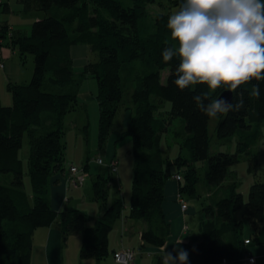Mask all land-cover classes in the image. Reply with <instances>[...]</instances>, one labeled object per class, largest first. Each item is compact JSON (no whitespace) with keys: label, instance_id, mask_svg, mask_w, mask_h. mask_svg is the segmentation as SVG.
Listing matches in <instances>:
<instances>
[{"label":"trees","instance_id":"1","mask_svg":"<svg viewBox=\"0 0 264 264\" xmlns=\"http://www.w3.org/2000/svg\"><path fill=\"white\" fill-rule=\"evenodd\" d=\"M19 1L25 11L43 16L36 15L30 33L23 36L15 30L8 37L6 22L0 24V46L17 48L20 56L32 55L34 64L28 83L15 85L9 80L11 103L5 105L0 99V264H31L34 232L55 222L64 236L81 233V260L99 261L109 255L108 234L124 216L121 198L105 207L110 175L100 174L92 184L93 198L104 208L93 226L87 227L88 215L67 206L66 202L57 210L48 201L50 186L58 185L65 172L62 122L65 112L77 104V97L73 92H48L42 87L45 82L63 87L73 82L79 84L86 74L93 75L97 81L100 146H104L110 135L121 105L129 104L126 109L130 107L132 115L120 136V139L131 138L135 156L127 218L143 220L147 227L141 233L142 243L161 248L170 233V224L162 209L166 181L178 174L181 166H187L182 181L178 182L181 184L178 193L187 191L192 198L199 181L193 162L203 161L208 185L219 187L229 168L239 161L238 154H209L208 125L212 118L204 115L193 101V96L207 92V87L196 85L180 91L173 83L179 59L167 63L162 60L161 53L166 46L178 47L167 28L170 13H157L147 24L149 21L142 23L148 16L147 8L157 0H131L128 8L117 0ZM170 1L178 8L182 3V0ZM54 9L62 12L53 14ZM9 11L7 3H0V12ZM76 45L88 46L98 58L88 62L78 75L80 79L75 81L71 48ZM137 61L143 63V68L134 77L129 73L123 79L122 67L133 66ZM255 84L260 87L259 99L249 96ZM223 91L209 92V99L217 98ZM238 92L243 93L245 108L216 117L219 120L214 129L217 140L264 122V81L253 80ZM165 101L170 103L168 111L160 110ZM43 112L52 114L51 119H43ZM176 119L183 123L182 129L176 126ZM170 132L180 148L189 152V157L179 154L173 164L164 161L159 147L161 137ZM25 133L30 147L27 168L30 193L24 189L19 158ZM172 165L178 170H171ZM235 189V185L229 186L225 197L201 208L200 238L191 237L179 245L189 254L188 264H241L247 254L255 256L253 246L245 248L244 221L238 213L244 209L243 215L250 221L264 223V183L250 187L246 202ZM187 210H190L188 205ZM155 264H162L161 255L156 256Z\"/></svg>","mask_w":264,"mask_h":264},{"label":"rangeland","instance_id":"2","mask_svg":"<svg viewBox=\"0 0 264 264\" xmlns=\"http://www.w3.org/2000/svg\"><path fill=\"white\" fill-rule=\"evenodd\" d=\"M117 1H119L126 8L130 7L132 4L131 0ZM262 2H264V0H262ZM10 9L11 11L6 13L0 12V24L2 22H6L5 25L8 28V37L14 34L15 30L17 33L20 31V35L22 36L29 34L31 25L37 18L36 15H38V17L43 16L42 13L39 14L33 11H25L23 4L19 0H10ZM178 9V7H174V4L170 0H157L156 3L148 6V16L142 20V23H147L149 21L147 24H150L154 15L157 13L172 14ZM60 12H62V10L54 9L52 13L58 14ZM82 46L84 45H76L74 50V60H72L74 64L79 63L81 60L83 53L80 50L77 51V49H82L80 48ZM5 47L7 46H1L2 49ZM8 52L11 56H9V58L4 57L3 61H0V99L5 105L10 104L12 101V95L7 86L9 80L15 85L26 84L31 80L34 68L32 55L24 54L20 56L17 48L12 50L10 47ZM95 53L96 52L90 50L89 48V52L86 56L87 62L97 61L98 57ZM11 63L20 70L19 82L17 81V78L7 72V66ZM142 68L143 63L139 61L135 62L133 66H123L121 69L123 79H126L129 76V73H131L132 77H134ZM82 69L83 67H79L78 65L74 67V72L76 73L75 81L80 79L78 75L83 72ZM166 74L167 71H165V76H163V78L166 77ZM164 80L165 79H163V81ZM42 88L45 91L55 93L73 92L77 97V104L65 112L62 122V129L65 134L64 141L66 145L65 157L67 160V163L64 165V171H69V167H71L70 165H73V167H76L78 170L87 171L88 176L84 184L80 187L75 186L70 181L67 182V185L71 189L68 193L71 200H69V202L66 200V205L74 207L88 215L89 220L86 224L89 226L87 227L93 226L96 219H100L104 212V208H102L101 203L97 202L93 198L92 192L93 182L100 174H102L105 177L108 175L111 176L110 188L108 191L109 194L105 207H110L116 198H121L124 205L123 211H129V199H131L135 156L133 153V143L131 138L127 137L125 139H119L120 133L125 130L122 126L126 124L127 121L128 110L126 108L129 104L124 102L121 105L114 119V124L110 133L111 136L107 138L104 146H100L98 136V88L97 81L94 76L86 74L84 80L80 81L79 84L73 82L72 85L64 87L57 85L50 86L47 82H45ZM160 110H170V103L166 101L163 102ZM41 116L45 120H50L52 114L43 112ZM218 121V118H212L208 125L210 136L209 154L213 155L218 152L238 154L239 161L229 168L224 182L219 187L208 185L205 179L206 168L203 161L193 162L199 178V181L196 184L195 196L190 198L187 191L181 193L188 205V209L190 210L188 213L181 214L178 218L172 219V221L169 217H166V221L170 223V233L169 237H167L168 242L170 241L171 233L174 234L176 231L178 234H180L181 231L185 233V238H189L190 236H201L199 230V222L201 221L200 219L202 216L201 208L209 203L216 202L219 198L225 197L229 186L235 185L236 192L240 193L246 202L249 196L250 187L255 183H264V122L257 124V127L255 128L250 127L238 130L234 135L221 141L217 140L214 134V129ZM174 122H176L175 124L177 127L180 129L183 128V123L180 119H176ZM42 128H45V126H42ZM159 147L162 150L165 162L173 164L178 159L179 154H182L184 157H189V152L180 148L179 142H176L173 138L172 132H170V134L166 133L161 137ZM113 151L115 152L114 155ZM29 152L30 147L28 135L25 133L22 147L19 151V158L22 160L24 189L27 193L31 192L30 180L27 174ZM112 157L114 160L113 162H117L115 172H113L109 166ZM98 159L102 160V164H98ZM187 168V166H181L179 168L180 172L178 171L176 172L178 174L174 175H180L183 177V172H186ZM176 169L177 167L174 165L171 166V170L175 171ZM180 185L181 184H179V186ZM174 203L178 205L176 201ZM243 210L244 209H241L238 213V217L242 218L244 221L242 237L244 238L245 248H251L253 246L255 249H253L255 254L254 264H263L264 223L250 221L243 215ZM179 219L181 221L178 222ZM128 221H133V223H143L141 220L134 219H129ZM124 224V217L116 221L108 234V243L110 242L112 246L114 245L118 248V252L123 251L121 246H128V249L134 250L137 257H134L132 264H155L157 255L154 256V247L152 248V246L146 245L147 249L150 251L147 253L143 250L139 251L141 246L138 229L135 230L136 232H131V229H129L128 233L124 234L125 237L122 239L123 234H121V230L124 228ZM123 230H127V226ZM251 235L252 240L249 241ZM110 248L109 255L105 259L99 261L95 260L97 264H114V255L117 251L113 254L112 247ZM125 250H127V248ZM241 264L247 263L241 261Z\"/></svg>","mask_w":264,"mask_h":264},{"label":"clouds","instance_id":"3","mask_svg":"<svg viewBox=\"0 0 264 264\" xmlns=\"http://www.w3.org/2000/svg\"><path fill=\"white\" fill-rule=\"evenodd\" d=\"M167 28L178 47L166 46L161 55L165 63L179 59L173 80L177 89L206 86L208 91L194 95L193 101L209 118L244 109L238 89L253 80L264 81V2L182 0L168 17ZM219 89L234 93L233 101L223 93L209 99V92ZM260 95L259 84L253 85L249 96L259 99ZM182 243L178 240L171 251L161 247L162 264H188V252L179 247Z\"/></svg>","mask_w":264,"mask_h":264},{"label":"crops","instance_id":"4","mask_svg":"<svg viewBox=\"0 0 264 264\" xmlns=\"http://www.w3.org/2000/svg\"><path fill=\"white\" fill-rule=\"evenodd\" d=\"M0 3H7L9 10L11 11L10 0H0ZM84 46L80 47L82 49H77V51L78 50L82 51L83 54H82V57L79 63L77 64L73 63V68L76 67V65H78L79 67H84L85 65L88 64L86 56H87V53L89 52V48L86 45ZM75 48L76 46L71 48V58H73L72 60H74ZM8 49L9 47H5L4 49H2L0 46V61H3L4 57L9 58V56H11V54H8L9 53ZM7 72L8 74H11L13 77L17 78V81L19 82L20 70L16 66H14L12 63L8 64ZM131 115H132V111L130 110V107H129L127 111V121L130 119ZM127 121H126V124L122 126L124 129L127 127ZM109 136H111V134ZM119 136H121V133ZM114 153L115 152L113 151V155ZM113 161L114 160L112 157L111 163H113ZM172 177L173 176H171L170 177L171 179L167 180L165 183L164 198L162 201V209H163L164 215L166 217H169L171 221L174 218H178L182 214V211L179 209L178 205L174 203L176 201L177 192L179 191V183L176 180H174ZM68 181L71 182V175L68 173V171H65L62 174L61 182L58 185L50 186L49 194H48V197H49L48 201L54 209L61 210L66 200H68V202L69 200H71L68 194L69 191L71 190L69 186L67 185ZM128 212L129 211H123V214H124L123 217L125 218L124 228L127 226V230L124 231L123 230L124 228L121 230V234H123L122 239L123 237H125L124 234L128 233L129 229H131V232H136L135 230L138 229L139 238H140V246L142 248V249L140 248L139 251L143 250L145 253H147L150 250L147 249L146 245H144L141 241V233L143 230H145L147 225L143 220H141L143 223H140V222L133 223V221H128L129 219H131V218L129 219L127 218ZM186 213H188V210L185 212V214ZM179 221L181 220L179 219L178 222ZM57 224L58 222H55L49 227L39 228L34 232L33 239H32L31 264H97V262H95L94 259H85V260L80 259L79 249L82 245L81 233L66 234V236H64L61 233L59 225ZM184 235L185 233H183L182 231L180 232V234H178L177 231L174 234L171 233L170 241L169 242L166 241V244L164 246L168 247V250L170 251L173 244L176 243L178 240L183 239V241H187L188 239L192 237L190 236L189 238H185ZM108 246H109V252L111 249L110 247H112L113 254L116 251L118 252L119 250L114 245L112 246L110 242L108 243ZM121 247L123 250H125L126 248L127 249L129 248L128 246H125V247L121 246ZM153 253H154V256L161 254V248L154 247ZM135 256L137 257V254ZM114 264H117V263H115L114 261Z\"/></svg>","mask_w":264,"mask_h":264},{"label":"built area","instance_id":"5","mask_svg":"<svg viewBox=\"0 0 264 264\" xmlns=\"http://www.w3.org/2000/svg\"><path fill=\"white\" fill-rule=\"evenodd\" d=\"M98 164H102V160H97ZM111 167V170L113 172L116 171V163L113 162L109 165ZM69 174L71 175V182L75 186H82L88 176L86 171L78 170L76 167L69 168ZM174 180L177 182L182 181V178L180 175H174ZM177 201L180 204V209L182 212H185L187 210V205L185 204V200L181 196L180 193L176 195ZM186 228V227H185ZM135 257V253L133 250L127 249L120 252L115 253L114 260L117 264H132V261ZM244 262L247 264H254L255 258L251 254H247L245 258H243Z\"/></svg>","mask_w":264,"mask_h":264},{"label":"water","instance_id":"6","mask_svg":"<svg viewBox=\"0 0 264 264\" xmlns=\"http://www.w3.org/2000/svg\"><path fill=\"white\" fill-rule=\"evenodd\" d=\"M223 93V96L225 97V98H227L230 102H232V100H233V93L232 94H230V93H228V92H226V91H223L222 92ZM221 95V93L218 95V97ZM217 97V98H218ZM71 167H73V166H71Z\"/></svg>","mask_w":264,"mask_h":264}]
</instances>
